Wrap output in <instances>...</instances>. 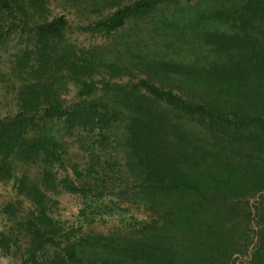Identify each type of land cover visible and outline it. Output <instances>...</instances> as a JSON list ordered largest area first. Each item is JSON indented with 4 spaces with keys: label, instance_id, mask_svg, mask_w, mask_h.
Wrapping results in <instances>:
<instances>
[{
    "label": "trees",
    "instance_id": "obj_1",
    "mask_svg": "<svg viewBox=\"0 0 264 264\" xmlns=\"http://www.w3.org/2000/svg\"><path fill=\"white\" fill-rule=\"evenodd\" d=\"M65 1L98 16L83 31L105 44L69 42V22L50 16L47 0H0V48L14 35L24 42L10 62L16 112L0 118V180L21 198L2 213L19 217L25 263L236 264L248 255L246 264H264V0ZM69 86L78 101L66 107ZM78 131L121 154L129 181L119 194L96 156L86 170L71 167L79 185L56 178V166L67 170L65 138ZM18 165L40 166V178L18 175ZM96 175L94 187L85 178ZM61 191L97 205L95 216L82 212L87 222L120 209L109 198L99 205L108 194L148 218L109 235L67 230L48 196ZM16 241L13 229L0 232V257Z\"/></svg>",
    "mask_w": 264,
    "mask_h": 264
},
{
    "label": "rangeland",
    "instance_id": "obj_2",
    "mask_svg": "<svg viewBox=\"0 0 264 264\" xmlns=\"http://www.w3.org/2000/svg\"><path fill=\"white\" fill-rule=\"evenodd\" d=\"M47 2L51 17L62 15L69 22V31L67 33V40L69 42L79 48L103 45L107 42V38L83 31V28L90 21L98 17L97 15L80 12L72 4L67 5L65 0H47ZM23 47V39L21 40L14 35L5 46L0 48V118H7L16 112V102L14 100L16 82L11 74L10 62L13 60V56ZM129 80V78L123 77L122 79H113L112 81L127 83ZM61 98L64 106H71L78 101L76 88L69 86ZM98 140L99 138L95 133H87L84 131L75 132L72 136L65 138L64 158L66 160L67 170L64 171L56 166L54 168L56 178L60 180L68 175L79 185L84 180L76 181L71 167L76 166L79 171L86 170L96 156L100 160V165L96 166V171L100 172L101 168L104 167V170H106L105 174L109 176V181L105 185L109 187L108 191L111 190L112 195H117L125 188V183L129 181L127 177H124L126 174L122 168L124 162L121 159V154L112 150V144L103 147L97 142ZM16 173L18 175H26L30 179L37 181L40 178V166L18 165L16 167ZM105 174L100 172V175L103 177H105ZM118 176H122L121 179H118ZM96 178L99 177L93 176L88 179L85 178V180L96 187L101 183ZM111 186H113L112 189ZM112 195H106V198L99 205H111L110 201L112 200L109 199H113L116 200L115 204H120H118L120 209H117L115 206L114 211L105 215L103 221L96 219L95 222H87L82 218V212H85L86 216H95L94 213L97 212V205L89 204L86 207L87 203H84V200L80 196L72 195L64 191L58 192L57 194L48 193V196L57 202V206L53 208L51 215L67 230L80 229L83 234L100 235L125 232L133 224L148 218V212L142 207L130 205L126 202L122 203L121 198L117 197L116 199ZM18 199L21 200V198L17 197L13 189L12 181L0 180V232L8 233L13 229L15 239L17 240V246L14 245L11 247L9 255L0 257V264H26L23 258L26 239L19 236L15 229L19 217L9 219L2 213V209L7 204L15 203ZM255 200V198L251 199L250 202L254 203ZM28 208L29 203L23 202L21 212L27 211ZM248 260V255L241 256L236 260V264H246Z\"/></svg>",
    "mask_w": 264,
    "mask_h": 264
}]
</instances>
